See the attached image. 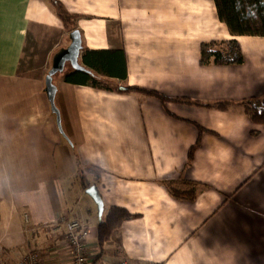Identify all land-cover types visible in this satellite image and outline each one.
<instances>
[{"label": "crops", "instance_id": "crops-1", "mask_svg": "<svg viewBox=\"0 0 264 264\" xmlns=\"http://www.w3.org/2000/svg\"><path fill=\"white\" fill-rule=\"evenodd\" d=\"M56 1L79 17L81 64L84 50L124 49L127 80L106 78L118 86L202 103H264V37L232 36L214 0ZM44 32L60 38L45 68L23 75L27 48ZM70 33L50 0H0V264H14L22 249L41 264H73L71 221L89 230L93 264L97 227L113 206L133 218L113 231L98 264H264V126L240 108L163 105L63 75L54 84L65 137L45 69L70 46ZM230 40L242 65L200 64L203 43ZM197 126L205 132L190 163ZM85 182L102 197V216ZM166 183L195 198L176 199Z\"/></svg>", "mask_w": 264, "mask_h": 264}, {"label": "trees", "instance_id": "trees-1", "mask_svg": "<svg viewBox=\"0 0 264 264\" xmlns=\"http://www.w3.org/2000/svg\"><path fill=\"white\" fill-rule=\"evenodd\" d=\"M56 8L59 19L63 22L68 32L76 30V21L78 16L69 14L64 6L56 0H50ZM218 12L219 20L224 23L232 36H251L264 37V0H214ZM244 56L239 43L236 40L209 43H203L201 46L202 66H226L242 65ZM82 64L87 72H80L74 69L64 73L63 80L80 86L92 87L105 91H117L118 93L136 94L145 97L157 99L163 105L168 103H177L187 106L203 107L210 110L230 111L240 108L251 121L264 126V103L262 100L253 98L241 102L218 101L213 103H202L187 98H169L154 90L143 89L139 87H130L126 85L118 86L108 79H118L126 81L128 77L126 54L123 48L110 51L84 50ZM112 84V85H111ZM200 131L198 142L190 149L189 161H193L196 151L201 145V137L205 130L197 126ZM92 186L91 183H84L87 190ZM170 194L176 199H194L195 195L190 191L172 188L171 183H166ZM133 215L126 209L119 207L107 208L106 217L99 223L98 247L99 254L93 264H98L104 254V245L113 231L121 227Z\"/></svg>", "mask_w": 264, "mask_h": 264}, {"label": "water", "instance_id": "water-1", "mask_svg": "<svg viewBox=\"0 0 264 264\" xmlns=\"http://www.w3.org/2000/svg\"><path fill=\"white\" fill-rule=\"evenodd\" d=\"M71 44L68 48L62 50L54 59L53 66L46 77V93L48 95L52 111L57 117V124L60 132L65 136L60 110L56 106V95L58 92L57 86L54 84V77L65 71L66 65L70 64L72 69L80 72H89L81 63V52L83 51L82 34L76 29L70 33ZM66 137V136H65ZM87 194L91 196L98 206L100 215L102 216L105 210V205L102 197L100 196L97 188L91 186L86 190Z\"/></svg>", "mask_w": 264, "mask_h": 264}, {"label": "built area", "instance_id": "built-area-1", "mask_svg": "<svg viewBox=\"0 0 264 264\" xmlns=\"http://www.w3.org/2000/svg\"><path fill=\"white\" fill-rule=\"evenodd\" d=\"M25 221L29 216L25 215ZM89 230L80 222L71 221L67 224V238L72 251L73 264H91L90 250L88 247ZM14 264H41L40 258L33 252L25 249L19 250Z\"/></svg>", "mask_w": 264, "mask_h": 264}, {"label": "rangeland", "instance_id": "rangeland-1", "mask_svg": "<svg viewBox=\"0 0 264 264\" xmlns=\"http://www.w3.org/2000/svg\"><path fill=\"white\" fill-rule=\"evenodd\" d=\"M67 32L68 30L65 29ZM42 36V37H41ZM41 39L37 44L29 45L27 48V55L24 57L23 63L20 67V73L23 75H35L39 74L40 68L44 67L41 62L45 59L51 45L54 41H57L60 36L56 32H44L39 36ZM45 68V67H44ZM52 68V65L45 69V73H48ZM70 67L65 69L64 72L55 76L56 81L59 80L65 72L69 71ZM112 85V84H111ZM72 182V180H71ZM86 183V182H85ZM98 208V207H97ZM99 211V210H98Z\"/></svg>", "mask_w": 264, "mask_h": 264}]
</instances>
